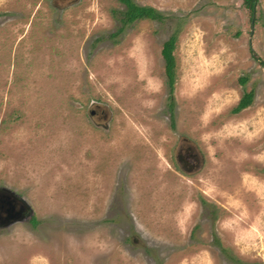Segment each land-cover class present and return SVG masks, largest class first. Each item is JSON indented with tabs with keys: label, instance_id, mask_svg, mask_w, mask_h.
Wrapping results in <instances>:
<instances>
[{
	"label": "rangeland",
	"instance_id": "obj_1",
	"mask_svg": "<svg viewBox=\"0 0 264 264\" xmlns=\"http://www.w3.org/2000/svg\"><path fill=\"white\" fill-rule=\"evenodd\" d=\"M132 1L0 0V264H264V0Z\"/></svg>",
	"mask_w": 264,
	"mask_h": 264
},
{
	"label": "trees",
	"instance_id": "obj_2",
	"mask_svg": "<svg viewBox=\"0 0 264 264\" xmlns=\"http://www.w3.org/2000/svg\"><path fill=\"white\" fill-rule=\"evenodd\" d=\"M121 4L126 7V10L123 12V16L120 20L121 27L118 31L110 35V39H114L120 36L126 26L132 25L137 21L150 20V21H159L162 22L166 19L159 11L148 8L137 6L132 0H118ZM245 8L250 13L251 22L255 24V13L257 9L258 0H243ZM178 33H174L168 41L163 45L162 57L165 62V73L167 78L168 86V99H169V110L171 111L174 107V91L176 83V58L175 51L177 48ZM251 56L254 61H256L260 66L264 68V61L260 59L253 50H251ZM243 84L246 83V80H243ZM254 100V93L249 92L245 93L241 100L239 101L236 108L233 110L234 114H239L245 109L249 108ZM171 118L173 119V113L171 111Z\"/></svg>",
	"mask_w": 264,
	"mask_h": 264
},
{
	"label": "flooded vegetation",
	"instance_id": "obj_3",
	"mask_svg": "<svg viewBox=\"0 0 264 264\" xmlns=\"http://www.w3.org/2000/svg\"><path fill=\"white\" fill-rule=\"evenodd\" d=\"M180 152H182V154H180ZM180 152L178 154V160L184 164L186 170H194V155L184 150ZM18 205L20 204L15 196L0 190V226L5 227L7 223L20 217L21 212H26L27 209L23 211Z\"/></svg>",
	"mask_w": 264,
	"mask_h": 264
},
{
	"label": "water",
	"instance_id": "obj_4",
	"mask_svg": "<svg viewBox=\"0 0 264 264\" xmlns=\"http://www.w3.org/2000/svg\"><path fill=\"white\" fill-rule=\"evenodd\" d=\"M98 110H101V108H97ZM97 113H98V111L96 110H94V111H91V116L92 117H94L95 115H97ZM101 114H102V116L100 117V119L101 120H107L108 119V113L104 110V111H101ZM195 162H196V165H194V170H198L199 168H200V164H201V160L198 158V157H195ZM179 161V160H178ZM3 191H5V192H9L10 193V191H8L7 189H2ZM13 195V194H12ZM19 204H20V209L21 210H23V211H25L28 207L25 205L26 203L23 201V200H19ZM19 218V217H18ZM18 218H16L15 220H13L12 222H10V223H7V225L5 226V227H7V226H9L10 224H13V223H15L16 221H18L19 219Z\"/></svg>",
	"mask_w": 264,
	"mask_h": 264
}]
</instances>
